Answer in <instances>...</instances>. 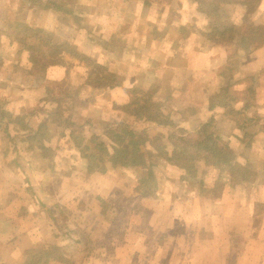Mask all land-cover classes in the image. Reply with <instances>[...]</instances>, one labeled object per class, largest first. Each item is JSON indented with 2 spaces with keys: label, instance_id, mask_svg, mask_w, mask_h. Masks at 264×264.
<instances>
[{
  "label": "crops",
  "instance_id": "obj_1",
  "mask_svg": "<svg viewBox=\"0 0 264 264\" xmlns=\"http://www.w3.org/2000/svg\"><path fill=\"white\" fill-rule=\"evenodd\" d=\"M67 1L0 0V264H264V37L255 47L254 37L241 33L226 46L217 44L207 18L212 38L181 30L177 14L179 23H166L147 0ZM259 4L256 27L264 25V1ZM245 43L253 51L244 56ZM57 45L65 47L56 52ZM93 61L115 75L114 84H89L84 68ZM77 68L82 82L71 94L76 82L68 73ZM131 92L144 96L139 118L118 108L137 105ZM146 95L157 106H147ZM53 96L62 102L59 115ZM48 111L51 127L60 118L100 137L102 125L134 119L139 125L130 128L162 135L169 154L172 130L198 139L214 122L234 156L221 174L205 159L187 172L161 158L151 169L157 188L142 193L136 188L145 168L108 163L105 172L88 171L81 148L92 146L90 140L64 148L52 130L48 151H21L27 143L14 140L26 129L9 122L26 115L25 124L36 130ZM68 126L58 128L67 137ZM16 146L19 153L9 156ZM245 168L253 172L249 179ZM123 196H129L124 205Z\"/></svg>",
  "mask_w": 264,
  "mask_h": 264
},
{
  "label": "trees",
  "instance_id": "obj_2",
  "mask_svg": "<svg viewBox=\"0 0 264 264\" xmlns=\"http://www.w3.org/2000/svg\"><path fill=\"white\" fill-rule=\"evenodd\" d=\"M141 3L143 0H135ZM148 2L156 3L157 6H162L164 0H147ZM163 1V2H162ZM165 1H174V0H165ZM201 9L200 11L205 13L209 18V26L213 34H218V26L221 24L222 14L227 11L229 5L238 6L239 4H259L264 0H189ZM162 2V3H161ZM134 6V5H133ZM248 32L254 34L253 37H264V25L256 27L253 24L248 25L245 33ZM65 46H55L54 51L59 52L61 48ZM72 50L70 49L69 52ZM58 54V53H56ZM81 59V55L72 54ZM55 56V54L53 55ZM56 58V57H54ZM101 77H99V86L108 87L114 84L116 79L115 75L106 73L105 71L100 72ZM101 80V81H100ZM50 102L53 105H56L58 112L62 111V102L58 97L50 98ZM48 113V114H47ZM51 112L48 111L44 113L41 118V122L36 130L28 127L25 124L26 115L16 117V119L11 120L9 123H18L24 126L26 129L23 136L17 135L13 138L12 130L7 126L6 131L11 140H14L16 145L19 144V141H22L25 144L21 151L26 152H36L38 150H49L47 144H50L51 131L53 130V135H61L60 142L65 143L67 148L68 144L73 145L74 141L72 136H75L74 133H71L69 137L66 136L65 132H61L58 128H64L68 126V123L64 122L60 118L54 119L55 126L51 127L49 125ZM59 115V114H58ZM236 117H239V114L234 113ZM236 119V118H235ZM238 123V119H236ZM17 124V125H18ZM19 126V125H18ZM72 124H69L68 128H71ZM174 127V126H171ZM215 123H207L200 132L199 138L194 139L190 135L185 134L179 130H172L167 138L171 141L173 145V152L169 154L165 147L161 145L162 135H155L153 138H150L145 131H135L131 128H127L125 125L124 128L122 124L113 126L112 123H106L102 125L104 129L103 136H97L91 133V129L84 126L78 127L79 137L81 142L79 145H84L83 143L90 140L92 146L84 145L81 148L84 158L87 160V169L89 172L100 170L105 172L106 165L110 163L112 167L119 168H136L142 167L147 169L145 175L140 178L139 185L137 186V191L142 193H147L153 191L157 188V181L154 175V172L151 170L153 167L160 165V159L163 158L168 161L171 166L185 168L186 171L195 170L197 171V162L201 159H205L207 167H214L216 171L221 173L227 172L230 168V163L233 159V153L228 149L225 144H221L222 139L217 131H214ZM10 130V131H9ZM124 131V132H123ZM10 132V133H9ZM247 134V133H246ZM57 142V141H56ZM89 142V143H90ZM150 144V145H149ZM55 145V142H54ZM149 146L151 148H149ZM18 148V149H17ZM21 148L16 146V149L7 150L10 155L13 153H19ZM71 151V150H70ZM146 160H150V164L146 163ZM71 161V160H70ZM39 166V165H37ZM71 166L75 167L71 163ZM53 170L57 169V164L51 166ZM253 175V172L245 168L243 170V176L249 179ZM56 248V252H58ZM61 252V250H59ZM56 254V253H55ZM54 256V255H53ZM51 258V257H50ZM49 263V259L45 264ZM39 264V262H38Z\"/></svg>",
  "mask_w": 264,
  "mask_h": 264
},
{
  "label": "rangeland",
  "instance_id": "obj_3",
  "mask_svg": "<svg viewBox=\"0 0 264 264\" xmlns=\"http://www.w3.org/2000/svg\"><path fill=\"white\" fill-rule=\"evenodd\" d=\"M73 4H74V2L72 0L67 1V5H73ZM59 6L63 9L67 8V6H65V3H62V2ZM228 8L229 9H227V11L224 12V15L222 14L221 24L219 25L221 32H219L218 34H215V36H214V34H212L214 36V38L217 37V40H216L217 44H224L226 46H229V44L232 45L233 40H236L238 36H241V33H245L247 26L249 24H253L252 23L253 18H257L258 16H260V10H261L260 4H250V3L249 4H239L238 6H233V7L228 6ZM155 10L157 13L165 14V17H166L165 21L168 24L169 23L171 24V21L173 23H177L178 21L176 18L180 17L183 19V21L180 23V26L184 22L181 26V28H182L181 30H185V29L187 30V28L190 27L191 29L194 30V32H199V34H204V35H206L207 38H209V36H210V33H209V36H207V33H206V31H207V28H206L207 27V19L209 20V18L206 15H205L206 17L204 15H201V13H203V12L200 11L201 9L199 8V6L196 5L195 3L189 1V0H174V1H170V2L164 0L163 5L159 6ZM263 11H264V8H263ZM173 14H177L176 18H174L172 16ZM203 14H205V13H203ZM263 14H264V12H263ZM232 18H240V21H241V22L239 21L240 24L234 23L232 21ZM136 21H137V23H140V24H138V30L140 32L142 30L145 31V29L147 28L146 24L142 20H139V19L138 20L136 19L135 22ZM145 21H147V24H148V22H149L148 18H146ZM142 22H143V24H142ZM20 31H23V29ZM172 33L175 37L177 36L176 31L172 32ZM248 34H249V37L254 36V34H252L250 32H248ZM212 35L210 36V38L213 37ZM262 39L263 38H260V37H254V39H250L249 42H251V41L255 42L252 45H254L255 47H258L259 45H261V42L263 43ZM197 41L203 42V39H198ZM237 46H238V44L236 43L234 49H236ZM170 47H172L171 49H172V51H174V53H177L175 50L178 51V45H174V46L171 45ZM252 51H253V49H251V47H249V45H247V47H246V43H245L244 53L241 55L245 56L248 53H251ZM38 52H36V54H39ZM94 63H96V62L93 61V64L89 63V66L85 65L84 70H85L86 76L88 77L89 84L91 83L92 85H97L99 83V77H101L100 72L103 71L104 68H102L101 66L100 67L99 66L94 67V65H95ZM72 70H73V72L70 73V71H69L68 75L69 76H70V74L75 75V78H73V80L76 82V84L71 85L70 89H71V91H73V93H71V94H76L77 90H75V88H76L75 86H79L78 84H80L82 82L80 74L83 73V71H82V69H79V68L72 69ZM98 70H100V71H98ZM38 71H40V70H38ZM130 96L132 98V101L135 100V102H137V105H134L135 103H132V104L130 103V106L127 107L125 104L124 105L119 104L118 105L119 110H121L122 112L126 111L127 113L132 114L134 118H136L138 116L141 117L142 112L145 108V103L143 100L144 96L141 94H138V93H134V92L133 93L131 92ZM146 98H147V103L149 102L147 104V106H157L156 103L150 102V100H148L147 95H146ZM67 104H68L67 108H72L73 101H69V102H67ZM133 106L136 107V109H133ZM102 107L108 109L107 104H105V105L102 104ZM8 108L10 109V108H12V106H9ZM104 108H102V109L100 108L101 115L104 112V110H103ZM131 110H133L134 112ZM151 110H154V109H151ZM68 114H70L69 117H70V119H72V116H73L72 111ZM122 115H123L122 113L119 114L120 119L123 118ZM163 120L167 122V119L163 118ZM93 123H98V122H97V120L94 119ZM117 123L122 124L123 128L125 125L127 126V128H130L131 125H133V126L139 125L138 121H135L134 119H131V118L125 119V122L122 121V122H117ZM75 125L71 126L70 129L75 134V136H72L74 143L78 144L79 142H81V140L79 137V131H78L79 129H78L77 125L76 126ZM233 147L236 148L235 144H233ZM23 167H26V166H23ZM232 168H233V170L238 168L237 164L231 165V169ZM177 174H180V172ZM128 181H131V180L128 179ZM79 186H81V185H79ZM166 192L167 193L169 192L168 187L166 189ZM123 197H125V198H123ZM123 197H122L123 200H121L122 198L120 199L121 200L120 203H122L124 205L126 203L127 199L129 201V196H123ZM108 204H110V203H108ZM62 214H64V213H62ZM112 214H114V213H110L109 215H112ZM57 215H58V217H60V213H58ZM115 215H117V213L114 214L113 216H115Z\"/></svg>",
  "mask_w": 264,
  "mask_h": 264
}]
</instances>
